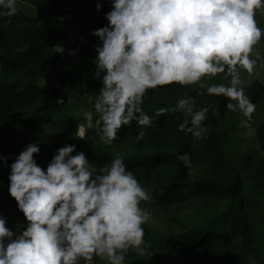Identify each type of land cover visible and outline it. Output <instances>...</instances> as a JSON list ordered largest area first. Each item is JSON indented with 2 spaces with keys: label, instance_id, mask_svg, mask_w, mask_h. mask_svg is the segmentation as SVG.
<instances>
[{
  "label": "clouds",
  "instance_id": "9594fccd",
  "mask_svg": "<svg viewBox=\"0 0 264 264\" xmlns=\"http://www.w3.org/2000/svg\"><path fill=\"white\" fill-rule=\"evenodd\" d=\"M24 0H0L2 26L20 11ZM107 21L93 29L97 38L92 60L93 76L101 82L96 96L84 95L99 114V138L111 145L125 126L140 131L172 112L183 115L178 131L194 140L208 135L205 121L219 118V103L197 106V97L184 94L171 107H159L150 116L143 109L150 89L177 84L205 90L227 99L225 108L253 119L256 103L247 94L264 69L258 47L264 39L257 14H264V0H109ZM96 10L103 4L97 0ZM64 49L59 45L58 52ZM222 75L226 82L215 83ZM264 82V81H262ZM57 104H64L58 99ZM19 127V125L17 126ZM74 137L85 139V126ZM40 143H28L9 157L0 155V167L9 169L8 193L24 216L22 230L7 226L0 214V264H124L129 251L147 255L145 228L152 216L142 202L151 190L136 177L116 152L97 169L75 144L58 148L46 167L38 164ZM177 159L193 174L189 152Z\"/></svg>",
  "mask_w": 264,
  "mask_h": 264
},
{
  "label": "trees",
  "instance_id": "16d2710c",
  "mask_svg": "<svg viewBox=\"0 0 264 264\" xmlns=\"http://www.w3.org/2000/svg\"><path fill=\"white\" fill-rule=\"evenodd\" d=\"M101 2L103 9L98 12L97 0H24L10 24L2 26L0 21V155L8 156L10 163L28 144L13 140L5 128L9 125H54L76 134L80 125L86 127L84 116L89 115L92 122L85 129V139L72 140L77 151L83 150L97 169L116 152H124L125 162L151 190L155 207L166 209L201 197L225 202L219 213L183 222L170 237L144 225L148 254L129 251L124 264H264V77L257 75L246 90L257 105L255 140L247 150L232 142L236 116L225 108L226 98L209 96L205 90L198 95L192 87L177 84L150 89L144 111L152 116L156 108L171 109L185 93L197 97L198 107L219 100V118L210 112L204 122L206 138L194 140L178 131L184 117L169 112L145 129L139 142L135 136L140 128L133 122L121 129L113 144H104L98 134L99 114L84 95L96 96L101 87L93 76L97 38L91 35L93 29L107 24L104 13L110 10L109 0ZM37 14L70 23L86 41L72 44L67 33L45 24ZM59 45L76 48L74 58H61ZM222 75L211 82H226ZM58 99L65 103L57 104ZM229 118L232 123L227 127ZM56 150L41 147L35 157L38 164L46 167ZM184 152L192 156L193 174L177 159ZM8 171L0 167V214L7 218L8 227L20 231L24 216L8 193ZM181 256L183 260L178 261Z\"/></svg>",
  "mask_w": 264,
  "mask_h": 264
},
{
  "label": "rangeland",
  "instance_id": "374dc122",
  "mask_svg": "<svg viewBox=\"0 0 264 264\" xmlns=\"http://www.w3.org/2000/svg\"><path fill=\"white\" fill-rule=\"evenodd\" d=\"M37 16L50 27L56 28L63 33L68 34L69 32L72 39H74L75 33L70 31V29L75 31V28L70 23L67 24L66 21L51 17L47 14L42 16L37 14ZM257 20L260 26L264 27V14L258 13ZM82 37L83 42H85L86 37L84 35ZM258 47L260 48L262 54H264V39H262L261 44ZM63 49V52H59L61 58H63L64 60L74 58L75 50L66 48ZM263 75L264 69H261L258 73V76ZM234 114L236 116V119H233V121L236 123V127L235 129H231L232 142L241 143V147L244 150H247L255 140L254 133L257 117L255 119H252L251 121H247L239 113L235 112ZM75 115H78V112H76ZM84 119L86 121V129L87 127H90L92 120L89 115H85ZM231 123V118H229V122L226 123L227 127H230ZM18 125L19 127H17ZM5 128L11 138L16 142L21 140L25 141L26 143L37 141L38 143H40V147L44 146L50 149H58L66 144H72L74 136L77 135V132L76 134H74L71 130L61 129L54 125H34L28 127L25 125L13 124ZM236 132L237 134H235ZM114 148L118 149L116 145H114ZM224 205V201L214 202L205 197H201V199L198 200L189 201L186 204L182 205H172L166 209L155 207L151 200L142 202V207L147 208L152 213L149 222L145 225H147L150 229H152L159 235L167 237L175 235L181 223L198 219L200 215L217 214L222 210ZM182 260L183 258L181 256L178 261ZM169 261L173 262L174 259L169 258ZM81 264H83V261L81 262ZM96 264H107V261L96 258Z\"/></svg>",
  "mask_w": 264,
  "mask_h": 264
},
{
  "label": "built area",
  "instance_id": "2783aa9c",
  "mask_svg": "<svg viewBox=\"0 0 264 264\" xmlns=\"http://www.w3.org/2000/svg\"><path fill=\"white\" fill-rule=\"evenodd\" d=\"M70 31H72L73 33H75L74 39H72L71 34L68 32L69 41H70L72 44H75L76 42H78L79 44L84 43V42H83V37H82L83 35H78V33L75 32V31L72 30V29H70ZM77 38H78V39H77ZM71 49L75 50V54H76L77 49H76V48H71ZM263 77H264V75H263ZM14 225L16 226L17 223L14 222Z\"/></svg>",
  "mask_w": 264,
  "mask_h": 264
}]
</instances>
